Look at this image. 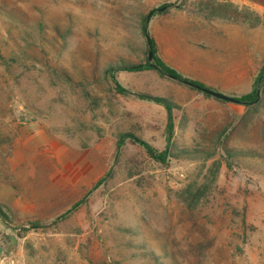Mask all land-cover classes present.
<instances>
[{
	"label": "rangeland",
	"instance_id": "rangeland-1",
	"mask_svg": "<svg viewBox=\"0 0 264 264\" xmlns=\"http://www.w3.org/2000/svg\"><path fill=\"white\" fill-rule=\"evenodd\" d=\"M159 1L0 0V264H264V0ZM178 4L242 45L208 67L219 87L159 58L228 97L260 90L253 105L150 69L115 71V90L112 66L150 64L143 17ZM193 33L188 55L206 56ZM138 95L168 101L171 136L167 108Z\"/></svg>",
	"mask_w": 264,
	"mask_h": 264
},
{
	"label": "crops",
	"instance_id": "crops-1",
	"mask_svg": "<svg viewBox=\"0 0 264 264\" xmlns=\"http://www.w3.org/2000/svg\"><path fill=\"white\" fill-rule=\"evenodd\" d=\"M176 1L177 0H161L159 2H162L163 4H174ZM150 21L149 30L152 38L155 41L157 48L165 54L166 60L170 62L173 68L180 73L182 72L181 74L183 75L185 71H181L182 67L176 62L178 61L182 66L187 67L188 70H204L206 74L205 78L200 75H195L193 72H185V76L198 80L207 86L215 85L216 87H219L218 83H209L210 81H206L208 76L214 80L217 74L210 73L208 67L215 64L218 58L223 61L225 52L232 50L235 46L242 45V39L239 37V33H237V28L235 26L232 24H224L221 22L222 20H198L196 17H192L185 12V4H178L169 7L166 11L161 13V15H157ZM241 27L246 33L248 32L247 28H244V26ZM185 31L191 35L194 32V37H200L199 42L204 46L203 49H200L204 52L200 53L201 55L205 54L206 56H199L196 58L188 55L190 49H186L185 47L189 44L192 45V43L189 42L190 40H185ZM173 36H183L184 39L181 38L179 43H170L167 38ZM214 51L218 53L215 54ZM174 64H176V66ZM226 64L224 63L222 65V69L227 67Z\"/></svg>",
	"mask_w": 264,
	"mask_h": 264
},
{
	"label": "trees",
	"instance_id": "trees-1",
	"mask_svg": "<svg viewBox=\"0 0 264 264\" xmlns=\"http://www.w3.org/2000/svg\"><path fill=\"white\" fill-rule=\"evenodd\" d=\"M165 6V5H163ZM162 6V7H163ZM170 7L172 5H169ZM161 8V7H160ZM213 10L215 12L216 15H213L215 17L218 18H226L228 17V12H231L234 15L237 16H241L242 13H245L247 15L246 18H243L245 23L249 24L251 27H257L259 25H262V18L256 14L255 12L249 11L247 9H245L244 11H242L241 9H239L237 6H235L232 3H216L214 2L213 5ZM158 12L157 9L151 11L146 17H143V21L142 24H144V26L142 25V31L144 36L146 37L147 40V44L149 47V42L151 45V49L153 51L154 54V64L157 66V68H153L151 67L150 64H145V65H133V64H119V66H112L107 73L111 74V79H112V83L115 85V90L119 93V94H127L128 92L119 84V82L115 79L114 77V72L115 71H123V72H140L146 69H150V70H156L159 72V74L162 77H170L172 79H176L181 81L182 83L185 82L187 85L197 89L196 87H200V88H206L204 85H202L201 83H198L196 81H191L188 79L183 78L180 74H178L174 69L170 68L165 62H163L159 56H158V51H157V46L155 41L148 35V33L145 32V24L148 22L149 19H151L153 17V15ZM231 15V14H230ZM149 39V42H148ZM264 83V73L262 75H260L258 77L257 83ZM199 90V89H197ZM200 91V90H199ZM202 92V91H201ZM257 91L255 90L252 94H249L247 96H243L241 98H239L238 100H240V104L243 105H253L256 102L257 99V95H256ZM208 95V94H207ZM138 97H140V99L142 100H150V101H155L158 103H161L162 105H164L169 113V135L171 136L172 133V113H171V107L170 104L168 103L167 100L162 99V98H157V97H151V96H145V95H138ZM122 142H120L121 144ZM149 155L156 159V160H163L166 153H160L158 154L157 152H155V150H153L151 147L146 146Z\"/></svg>",
	"mask_w": 264,
	"mask_h": 264
},
{
	"label": "water",
	"instance_id": "water-1",
	"mask_svg": "<svg viewBox=\"0 0 264 264\" xmlns=\"http://www.w3.org/2000/svg\"><path fill=\"white\" fill-rule=\"evenodd\" d=\"M169 7H170L169 5H165V6L161 7V8H158L157 11L158 12H164ZM149 22H150V19L147 22L148 27H149ZM148 42H149V39H148ZM148 60L150 62L151 67H153V68L156 69L157 66L154 64V54H153V51L151 49L150 42H149V55H148ZM183 83H185V82H183ZM196 88L199 89L200 91H202V92H204V93H206V94H208L210 96H213V97H215L217 99H220L222 101L231 102V103H235V104H240V100H238L237 98L228 97V96L222 95L221 93H218L217 91H213V90H210V89H207V88H200V87H196ZM257 96H258V99H259L260 90H258Z\"/></svg>",
	"mask_w": 264,
	"mask_h": 264
}]
</instances>
